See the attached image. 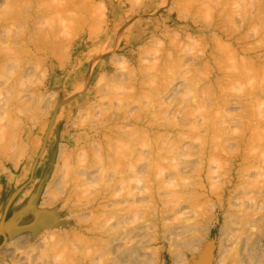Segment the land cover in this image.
Here are the masks:
<instances>
[{
    "label": "rangeland",
    "instance_id": "374dc122",
    "mask_svg": "<svg viewBox=\"0 0 264 264\" xmlns=\"http://www.w3.org/2000/svg\"><path fill=\"white\" fill-rule=\"evenodd\" d=\"M13 1L17 3H14ZM13 1L0 0V126H3L2 128L0 127V130L3 128L6 130L0 131L1 135L4 134L6 136L5 137L3 135L4 137L1 136L0 138V144H2L0 145V222L2 220V217H5L6 220L11 221L10 223L14 228L22 227L20 225L25 226L30 221L31 223L37 221L38 223L37 228L29 227L12 234L10 237H7V241L11 240L12 242L18 243L17 247L20 249L16 251L14 248V244L6 245L5 242L0 250V264H22V261H25L23 264H30L29 262L33 264H58V262L59 264H178L177 261H179L180 258H182V260H185V262L188 264H196L205 250L211 251L212 253L211 264H251L248 260H246L245 257H242V251H244V248H242L241 246L244 247L245 243L242 239L248 236L251 237V233H254L251 238H255L254 235L256 233V238H259V242L262 245L264 242V144H262L264 143V121H259L260 119L264 120V114H262V112L264 113V70L263 72H259V74L262 72L261 75L263 78L260 77L261 75L258 77H254V75L256 76V73L252 75V79L254 78V80H251L249 76L248 82L247 77L246 79L244 78L245 75L241 76V78L243 77L242 79L245 83L242 82V85L240 83L241 81L238 78V80L235 81H239V84L237 83V88L234 87L237 85L235 82L230 86L231 83H228L224 77L222 78L221 75H224L225 71L222 72L223 69L221 70L220 68H224L226 72L228 71V69L229 71L232 70V68V71H236V69L234 70V68H237L238 66H231L235 63V61L232 63L233 59L240 60L238 62L236 61L237 63H240L243 57L246 55L240 52L238 54L239 56L237 55L239 59L236 57H229V59L231 60L226 59V56L223 55L225 56L223 58L224 60L220 59V62V60L218 59V64H220L219 66H221L219 67V71L218 65L216 67V63L214 64V61H211L209 57H206V55L207 53L209 54L212 50L213 52L216 50V39L215 42L214 40H212V36L214 37L215 34V37H219H216L217 39H220L222 37L221 41L223 43L229 44L231 43V41H234V47L238 45V43H236V39L239 41L240 38L238 37L240 36L243 38V36L246 34L249 38L247 39V37L245 38L244 36V38L247 39L244 40L246 42H244L243 40L241 41V38L240 42L243 43L242 45L244 46V44H247L246 46H248V48H257V51L254 54V57L256 59L259 55H262V53H264V15L261 14H264V5L262 6V4H264V1L255 0V2L254 0H200L201 2L199 4L198 2L197 4H194V2L199 0H75V3L77 1L78 5L76 7L74 4L73 8H71L69 12V14H73L74 18L70 20L71 23L68 22V20L64 19L66 18V14L65 17H62L63 20H65V23L62 19H59V16H62L63 12L59 13V11H56L54 9L53 6L59 3H57L56 0ZM59 1L60 3L62 1L64 2V0ZM179 1L183 2H181L180 4ZM208 1L210 2V4ZM55 2L57 4H55ZM257 2L260 3L259 5L260 7L262 6L261 8L259 6V8L257 7ZM85 3H87V6L85 5ZM186 3H189L187 4L188 6H186ZM80 4L85 5V9L89 6V9L87 8V11L78 9ZM207 4H209L208 6H210L211 4L215 5L216 8H212L213 6L207 8ZM222 4H224V6ZM11 5L13 6L10 7ZM83 5H81L80 8H83ZM14 6L16 8H14ZM4 7H7V10ZM19 7L22 8L21 11L18 10L20 9ZM190 7H192L193 9ZM199 7H201L202 10L204 8L206 9L202 11ZM220 7L222 8V10ZM224 7L227 8V12L226 8L225 10L223 9ZM38 8L41 10H44L46 8L47 9L45 11H39ZM185 8L188 9L183 10ZM209 8L212 10H210ZM8 9H10V11ZM189 9L192 10V12ZM214 9L215 11L213 12ZM14 10L16 11L14 12ZM52 11H55V14ZM209 12H211V14ZM52 13L54 16L52 15ZM78 13H80V17H83L84 15V22L80 20ZM212 13L214 14V16ZM239 13H241L242 15H240ZM49 14L52 18L48 17L50 16ZM57 14L59 16H56ZM74 14L76 17H74ZM204 14H206V16ZM217 14H222L223 17L221 15V18L219 15L217 16ZM244 14H246L247 17H251V19L257 18V16L254 17L257 14L261 16H258L259 20L253 19L252 21L250 19L251 21L249 22V18L245 17L246 15ZM251 14L252 16L253 14L255 15L252 17ZM213 17L214 20L212 19ZM13 18L16 19L14 20ZM56 20H58L57 23ZM66 21L69 24H67ZM45 22H47L48 24ZM210 23L211 25H209ZM46 24L49 26H47ZM70 24H74L75 27L73 25L71 26ZM242 24L246 25H244L245 27H243V29ZM251 24H253V26L255 27H253ZM50 25L52 26V28ZM47 27L52 30L54 29L55 31H53L57 32L55 35H59L58 37L61 38L59 39L61 40L59 41V43L61 44L60 46H58V49H55L54 47V45H56L58 41L55 40L54 45H52V41V44H48L49 40H41L44 38H46L47 40L50 38L49 36L52 35V31H49V36L47 35V32L49 30ZM41 28L44 29L43 32L47 31L46 35L49 38L44 35L45 33L43 34ZM240 29H242V31ZM69 30H71V32H68ZM40 31L42 35H38L40 34ZM231 33H233L234 35L230 36ZM55 35L53 34L51 36L52 39ZM174 39H180L181 44L184 47H179V40H176L178 41L176 43ZM9 42H11L12 46H14L15 48L12 47L11 43ZM39 42L40 44H42L40 45ZM194 42L197 44L200 42V45H196L194 44ZM4 45L7 48H9L10 45V47L14 48V50H11L9 48V51L8 49H6V47H4ZM23 46L28 51L23 49ZM159 46L164 47V49L162 48V51L164 53L160 52L161 47ZM204 47H206V49H204ZM3 48H5L4 51ZM17 48L19 49L16 50ZM6 50H8L9 54L6 53ZM15 50L16 53L18 52L17 54H15ZM19 51H21V54H19ZM22 51H24V53ZM171 51H173V53ZM186 51L189 53H187ZM1 53L4 55H2ZM167 54L169 59L171 58V60H168ZM204 54L205 57L203 56ZM161 55L163 56V58ZM15 56H17V58ZM196 56L198 57V59ZM172 58L177 60H173ZM262 58L263 57H261V59ZM167 61H170L171 63H168ZM205 61L210 62L206 63ZM166 62L167 64H165ZM174 62L176 63V65L174 64ZM191 62L192 65L190 64ZM156 63H158V66ZM162 64L168 67L163 69L161 67ZM199 65L203 70L202 72L201 69H199ZM204 65H206V67L208 66V68L203 67ZM210 65L213 67L209 68ZM155 66L157 67V72ZM169 66L172 67L170 68ZM189 66L192 68H190ZM158 67L163 70H158ZM194 67L198 69H195ZM190 69L194 70V73ZM197 70L199 71V73ZM157 73L159 75L158 77H156L157 75L155 76V74ZM160 74H162V76ZM195 74L201 75H197V80H195V82L197 83L198 79L200 78L199 83H197L199 84V88H197V90H199L200 92L202 88V92L200 93H203V95L206 96L208 95L207 93L210 94L209 96H211L212 94L213 97H216L214 95H217V98L222 101L220 103V106H217L220 102V100L217 99L216 101L218 104H215L216 101H213L215 105L214 108L211 107L212 109H210V107H207L211 106L212 103H210V101L208 103L207 101L208 99H210L209 96L208 98L203 95L200 96V93L196 90L197 85L194 87L188 84V82H190V80L187 81L188 78L191 79L192 77L194 79V76H196ZM237 74H239L240 76V74L244 73L239 72ZM170 75L172 76V78ZM181 75L183 78L181 77ZM206 75L207 77L209 76V79L207 80ZM218 75L221 76L220 79H222L221 84L223 86L220 85L221 88H219L218 85L220 83L216 84V82L212 81L215 80V77H217ZM167 76L169 77L167 78ZM150 77H153L154 83L156 84L153 83V80H149ZM255 78H258L259 80H255ZM148 81H152L150 83H152L153 85L149 84ZM254 83H257L256 85L258 86L254 85ZM211 84L212 87L209 88ZM117 85H120V87L124 85V87L120 88V90L124 89V93L126 94L129 93L126 91H131L129 93L130 95L128 94L125 96L123 95V92H119L120 90H117L119 89L117 88ZM147 85L151 88L149 89L148 87L147 89ZM155 85L156 87L158 86L157 88L160 89V91H162H153ZM159 85H161V87ZM259 85H262V88H259ZM111 86L113 87L111 89H114V91L110 90ZM164 86L166 87L164 88ZM188 86L194 87L197 93H199L198 96L197 93L191 92L192 95L194 93V96H191V94L189 96L195 98V95L197 94L195 98L196 100L198 99V97H201V101L204 102L202 106H199L202 103L200 102V99L198 100V103L196 101V103L199 104L197 105L191 102L193 101L192 98L191 101H189V97H187V99H185L184 97L181 98L182 94L185 97L187 96V93L185 92V95L184 91ZM222 87L227 89L222 92V90H220L222 89ZM239 87H241L242 89L237 90L239 89ZM191 90L194 89L192 88ZM111 91H113L114 94H112L113 92L111 93ZM144 91L146 93H150L144 94ZM252 91L254 92V94L256 93L255 97L254 95L250 94V92L252 93ZM154 92H158L159 95L157 98V94H155ZM187 92L190 93V90L187 89ZM220 92L223 93V95ZM173 94L175 96H173ZM140 96L144 98L142 99V97ZM152 96L155 99L154 101ZM225 99L226 102H228L227 100H230V103L224 102L223 100ZM181 100H183V102L185 103L186 101H189V105L190 103L191 105L189 106L187 103L185 105V103L181 102ZM161 101L164 104H161ZM166 101H169L170 103L173 102L172 106H174V109L171 107L172 111L170 110V107H167V111L169 110V114L164 111L168 104ZM205 102H207L208 104H205ZM254 102L255 104L257 103V107L254 105ZM223 103L227 104H224L225 108L223 107ZM204 104L206 106H204ZM259 104L261 106H259ZM159 105H166L164 109L162 107V110L164 111L165 116L168 115V118L164 117V115H160L163 114V112L161 111V107ZM196 105L197 107L199 106L198 108L202 107L201 110H205L204 108L206 107L209 108L206 110H211L210 112L205 110L206 114L211 115L210 117L212 119L208 117L209 121L211 120L214 122H218V124L221 125L220 127L218 125V128H220V130L218 129V131H216L217 128L214 131L211 130V126L213 127L211 122V124L209 123L210 125H208L209 130L207 129V131L205 130L207 126L205 127L203 124L194 120L195 113L198 121L200 120V118H202V115H204L202 111L199 110L201 112L200 114L198 108H195ZM253 105L257 108V110H255L256 108L253 107ZM169 106L171 105L169 104ZM181 106L185 110L187 109L185 112L186 114L184 115H182L184 113L182 110L184 109L181 108ZM187 106L188 108H186ZM156 107L159 108L157 109ZM147 109H150V112ZM190 109L194 110V113H192L193 116L189 113L192 112L190 111ZM152 110L154 111V113H152ZM155 110H158L161 113H158V111ZM254 110L255 112L258 111V113H255ZM155 112H157L158 114ZM218 112H220L221 114ZM253 112L254 116H252ZM198 114H200L201 116L199 117ZM206 114V120L203 116L205 122L208 121V115ZM223 114H225L227 117H230L231 119L225 118V115L222 116ZM241 115L242 117L244 116L243 118H241L244 124L241 121L239 123L238 120L240 119L237 120V118H240ZM255 115L258 116L256 117ZM169 116L173 117L170 118ZM184 116H189L190 119L187 117L184 118ZM140 117H142L141 121ZM174 118L183 121L181 122L178 120L177 123L180 124L181 122L183 125H185V128H188L190 126L189 129L194 128L192 123L193 121H195L196 124H201L203 128L201 125H199L201 127H195L193 129L194 131L198 128V130L194 133H200L199 136L193 134V131L191 130L189 132L193 134L192 137L195 136L192 139L190 137L191 134L188 132V130L183 129L182 124L181 126L177 124L179 125V128H177V125H175L176 123L173 124ZM171 119V123L175 125V127L168 132H165V130L163 129L162 131H156V127L155 129L154 127H152V125H155V123V126H157V124L161 125L163 124V122H170ZM186 119L193 120L190 121V123H192V127L189 123V120L187 121ZM222 120L227 121H224V123L221 122ZM200 122H202V119L200 120ZM205 122L204 124L208 123ZM220 123L225 124V126ZM251 123L254 124L251 125ZM215 124L217 126V123ZM245 126L247 127V129ZM221 127H224V131L221 130ZM180 128L185 131H182ZM200 128H202V130ZM248 128H250V131L248 130ZM7 129L9 130L7 131ZM199 129L201 131H199ZM127 131H129L130 133ZM219 131H221L222 133ZM182 134L184 135L183 138L187 139V136L185 135H189L188 137H190L191 139H187L188 141L186 139L184 140L182 138ZM143 135L146 137H144ZM168 135H170L175 140H173L170 136L167 138ZM133 136L135 138L141 136V141L143 140V138H146V141L148 142L147 144L143 143V146H149V141L150 143L152 142L153 148L151 146L152 144H150V151L152 152V154L147 151L149 150L148 146L144 147V150H140L141 148L143 149V146L140 144L141 141L138 143V147L135 145L137 148L135 146L134 148L132 146L133 144H130L134 143L132 142L133 140H135ZM128 137L134 138L133 140L131 139L130 142L128 141L131 145V147L128 146L130 148L129 151L133 147L132 151L133 149H136L138 153L142 152V155H139L138 153L135 154L134 151L132 152L134 153V155L132 154V156H129L131 155L130 151L129 154L127 153L130 158L127 157L126 152L128 151V147H126L127 145H123V143H120L122 144V147L124 146V148L127 149H125L126 152H124L125 156L123 155L124 159L120 158L121 156L117 157L116 152L119 153V149H121L122 151V149L124 148H119L118 146L120 144L116 141L119 139L121 141L123 139L124 141H122L126 143V141L129 139ZM124 138H127L126 141ZM163 138L164 140L166 138L167 143L163 140ZM220 138H225V140H223L222 142V139ZM241 138H244V140H241ZM114 139V142L117 143V146L116 143H113L111 141ZM198 139H200L201 141ZM4 140H6V142H4ZM156 140L158 141L154 144L153 141L156 142ZM161 140L164 141L162 145L160 144L162 143ZM211 140L213 141V143ZM240 140L242 141V144H239L241 143ZM110 141L112 142V146L114 148L118 147V151L113 147L111 148ZM135 141L137 143V140ZM180 141L183 142L180 143V145H183L182 147H179ZM190 141H192L193 143ZM203 141H205V143ZM219 141H221V143ZM142 142H144V140ZM168 142H174V146L178 145L176 147L179 148L178 151H181L184 146V148L187 147V152L184 153V151L186 150L183 149V156L178 157L179 160L176 157L179 156L176 155L177 153L175 154V158L174 156H171L174 161L171 160V158L169 159V153L171 155L170 149L172 148V146L169 149L168 147L171 144H168ZM216 142H218V144H216ZM105 143H109L107 144V146H109L108 148ZM100 144H102L101 149ZM166 144L169 146L163 148L169 149L170 152L168 153L167 150V154L164 153L166 155L163 154V156H161L162 153L166 151L164 150L162 152L163 148L161 146H165ZM215 145H217V147ZM159 146L161 148H159ZM99 150H103L104 152L101 151V153L106 154L104 155L106 156V158L104 159L106 162H104V160L102 161L105 163V165L99 162L97 164L98 160L96 161V159H101V157H103ZM158 150L160 151V155ZM172 150H175L174 147L172 148ZM188 150L190 152H188ZM97 152L100 155L97 154ZM149 153L151 155H149ZM172 153L174 154L175 152L172 151ZM188 153L191 155L189 156ZM121 154L122 153H119V155ZM81 155L83 156V158L86 157V159H83L81 157V160ZM203 155L206 156L204 157ZM139 156H143L140 157L142 159H140ZM163 157L166 159H164ZM79 159L81 160V163ZM113 159H115V161ZM120 159L123 161H121ZM147 159L149 162L152 160V163H150H154V168L151 167L152 165H150ZM156 159L157 161L159 160L157 162L158 164L160 163L159 165L155 162ZM175 159H177V161H175ZM213 160H217V162L215 163ZM120 161L121 167H119ZM137 161L139 162L137 163ZM169 161L173 162L170 163ZM178 161H180L181 163H179ZM146 162H148L149 164ZM122 163L124 164L122 165ZM155 164H157V167L161 165V168H158L157 170ZM148 165L150 166V169ZM162 166H164V168ZM111 167H113V170ZM116 168L122 171H118ZM208 168H211L210 171ZM142 169H144L145 171ZM154 169L158 172L155 173ZM159 169H162L160 171H163L164 169V174L160 172ZM260 169L262 170L259 171ZM135 170L137 172H135ZM179 170L181 173L178 172ZM146 171L147 174L149 171L153 172L149 173L151 174L150 176H153L151 178L152 180L149 178L150 176L148 177L147 174L144 175ZM133 173L137 174L133 177ZM140 174L144 177L140 176ZM258 174L261 175V181L259 178H257L260 177L257 176ZM160 175H163L164 177L166 176L164 180L161 179ZM145 176L150 180H145ZM179 176L180 178H178ZM170 177L171 179L176 178L175 180H172L174 181V184H172L173 182L169 183L171 181ZM138 178L140 180H143L144 183L140 180L137 181ZM168 178L170 179L169 181L167 180ZM124 180H126L127 182ZM248 180L250 186L247 182ZM257 180H259L258 183ZM159 181H163V183H159ZM165 181H167L166 183L168 184V186L166 183H164ZM250 181H256L254 182L256 188L255 186L253 187L252 182ZM157 182L161 185L159 186ZM109 183H112V185L110 184L111 186H109ZM162 184L164 185V188H162ZM169 184H171L172 186H169ZM47 185L50 186V189L53 193L52 195H48L46 197L45 189ZM165 186H167V188ZM247 186L249 187L247 188ZM107 187L110 188V192ZM131 187L133 191H135V188V192L138 191L139 194H136V196H138H135L137 199L134 198V196L131 197L132 195L129 198L127 197V195L125 196V194L127 193V188L130 189ZM123 189H125L126 191H124ZM138 189H140V191ZM165 189H167L168 191H166ZM107 191L109 192L108 196ZM152 191L154 195L150 193ZM103 195L106 198L102 200ZM149 199L153 202H150ZM19 202H21V209H19L17 206ZM31 202L32 204L35 203V206L37 208L46 212V216L43 215L44 217H41L39 214L35 213V210L32 211V209L28 212H24L25 208L29 206ZM133 202L138 204L140 203L139 206L138 204L136 205L137 207H139L140 212L143 211L142 214L137 212L140 218H138L137 220V216L135 223L133 222L134 219L131 220L133 217L130 216L131 218H127V216H129V212L127 211L130 210L129 208L131 205L134 206L135 204ZM141 203H146V205L148 204L151 208H148L145 205V210L143 209V206H140L142 205ZM113 205L115 206V208L112 207ZM136 205L134 206L135 208ZM6 208H8V211L7 214L6 212L4 214V210ZM111 208L113 211L110 210ZM132 208L131 210L133 211L134 209ZM147 210L150 211L148 212ZM132 211H130L131 214L133 213ZM114 214H117V217ZM120 214L128 215H122V217ZM143 214H147L146 217H143ZM38 217L43 220H37ZM124 217L126 218L127 223L125 222ZM165 218L167 219V222L169 221L168 224L170 226L178 224L183 225V233L178 234V236H176L177 233L175 234L174 231H171L173 232L171 233L170 230L172 227L168 225L170 227L168 228V226L166 227L164 225V223H166ZM205 219L208 221L210 219L211 220L208 223H205ZM51 220L52 224L46 226L47 222ZM130 220L134 223V225L142 226L141 233H139L140 236L138 235L139 237L136 236L137 238H131V241H135L134 243L133 241L132 243H126L125 240H122L124 241V244L123 242H121L114 245V243L111 242L112 239L117 235L121 237L125 233L124 230L125 228H127V226L128 228L129 226H133ZM163 221L165 222L162 223ZM126 224L128 225L126 226ZM259 225L262 226L258 228ZM222 226H224V228H228H226L225 230V236L224 234H221ZM202 228H205V230H203ZM167 232H170L169 236ZM228 233L231 236L230 239L232 238L231 240H227V237H229ZM52 234L54 235L52 236ZM149 234L152 235L150 236ZM21 235H23L24 238H18ZM261 235L263 236L260 238L259 236ZM169 237L171 238V240L173 237L175 238H173V240L171 241ZM192 237H194L193 240ZM196 237L197 239H201L200 242L199 240H196ZM219 237L224 239L222 240V246L219 243ZM239 237H242L241 240ZM51 238L52 240H57H53L55 246L52 244ZM261 239L262 241H260ZM59 240L61 242L63 240V243L60 247L57 246L60 242ZM236 241L241 242L239 244H236ZM2 242L3 236L0 232V244ZM130 243L134 245L133 249V245L131 246ZM192 243H194V245ZM33 244L36 245L34 246ZM44 244H46L47 246L45 247ZM120 244L121 247L119 246ZM125 244L126 246L129 245V248L126 247ZM31 245L33 247L32 249L30 247ZM123 245L125 246L124 248H126L125 250L129 252V254L128 252L127 254H125L126 251L125 253H122L124 251V248L122 249ZM238 245H240V247ZM56 246L59 247V249H57ZM62 247L64 251L62 250ZM21 248H23V251L25 250L23 254L26 253L27 250L29 255H31L30 253H34L33 255H35L36 257L31 255L29 258L32 261H30V259L27 258L29 255L24 254L20 256L22 253ZM54 248H56V251L53 250ZM130 249L132 250L131 253ZM31 250L33 252H31ZM43 250H48V252L43 253L45 252ZM51 250L54 253H52ZM223 250H225V252H222ZM34 251L37 253H35ZM41 251H43V259L41 257ZM237 251L238 253L242 254L241 257L243 260L237 255ZM177 253H181L182 255H179ZM178 255L180 256V258ZM176 256H178V259ZM220 256L223 258H221ZM38 258L40 259L38 260ZM237 258L241 260H238ZM180 264H182V261L180 262Z\"/></svg>",
    "mask_w": 264,
    "mask_h": 264
},
{
    "label": "bare ground",
    "instance_id": "6f19581e",
    "mask_svg": "<svg viewBox=\"0 0 264 264\" xmlns=\"http://www.w3.org/2000/svg\"><path fill=\"white\" fill-rule=\"evenodd\" d=\"M6 1H7V0H6ZM12 1H13V0H12ZM18 1H19V0H18ZM26 1H30V0H26ZM26 1H25V2H26ZM40 1H41V0H40ZM50 1H51V0H50ZM61 1H62V0H61ZM87 1H89V0H87ZM189 1H193V0H189ZM194 1H195V0H194ZM202 1H203V0H202ZM206 1H207V0H206ZM220 1H221V0H220ZM234 1H235V0H234ZM254 1H255V0H254ZM254 1H253V2H254ZM262 1H264V0H262ZM9 2H10V1H9ZM13 2H14V1H13ZM20 2H22V1H20ZM23 2H24V1H23ZM56 2H57V3L59 2V3L57 4ZM56 2H55V4H57V5L53 6L54 9H55L56 11H59V13H62V12H63V15H62V16L60 15L61 17H60L58 14H57L56 16H59V19H62V20H63L62 17H63V16L65 17V14H66V18H64V19H66V20H68V22H70V20L73 18V14L71 15V14H69V12H70L71 8H73L74 4H75V6L77 7V5H78V4H77V1H76V3H75V0H64V2L62 1V2L60 3L59 0H58V1L56 0ZM179 2H180V4H181V2H183V1H179ZM179 2H178V3H179ZM185 2H186V1H185ZM197 2H198V4H199L201 1H200V0H199V1H196V2H194V4H195V3L197 4ZM208 2H209V1H208ZM212 2H213V1H212ZM215 2H216V1H215ZM228 2H229V1H228ZM231 2H232V1H231ZM238 2H239V1H238ZM238 2H237V3H238ZM241 2H242V1H241ZM255 2H256V1H255ZM10 3H11V2H10ZM14 3H17V2H14ZM26 3H27V2H26ZM28 3H29V2H28ZM44 3H45V2H44ZM47 3H48V2H47ZM81 3H82V2H81ZM87 3H88V2H87ZM87 3H85V5H86ZM249 3H250V2H249ZM257 3H258L257 7H258V6L260 7V5H259L260 3H259V2H257ZM40 4H41V3H40ZM182 4H184V3H182ZM187 4H189V3H186V6H188ZM201 4H202V3H201ZM209 4H210V2H209ZM209 4H207V8H208V7H211V6H213L212 8L215 7V5H212V4H211L210 6H208ZM251 4H253V3H251ZM261 4H262V3H261ZM6 5H7V4H6ZM8 5H10V4H8ZM13 5H14V4H13ZM13 5H11L10 7H12ZM17 5H20V4H17ZM23 5H24V3H23ZM25 5H26V4H25ZM32 5H33V3H32ZM43 5H44V4H43ZM43 5H41V6H43ZM46 5H48V4H46ZM81 5H83V4H80V6H81ZM85 5L82 6L83 8H80V6H79L78 9H80V10L83 9L82 11H87V8H88L89 6L86 7V9H85V7H84ZM88 5H89V4H88ZM192 5H193V3H192ZM192 5H191V6H192ZM220 5H221V3H220ZM222 5L224 6V4H222ZM232 5H233V4H232ZM263 5H264V4H262V6H263ZM86 6H87V5H86ZM202 6H203V5H202ZM255 6H256V5H255ZM262 6H261V7H262ZM30 7H31V6H30ZM45 7H46V6H45ZM179 7H180V6H179ZM194 7H195V6H194ZM221 7H222V6H221ZM221 7H220V8H221ZM229 7H230V6H229ZM259 7H258V8H259ZM261 7H260V8H261ZM4 8H5V7H4ZM8 8H9V6H8ZM14 8H16V7L14 6ZM19 8H20V7H19ZM36 8H37V7H36ZM42 8H43V7H42ZM190 8H192V7H190ZM199 8H201V7H199ZM199 8H198V9H199ZM203 8H204V7H203ZM215 8H216V7H215ZM217 8H218V7H217ZM225 8H226V7H224L223 9L225 10ZM5 9L7 10V7H6ZM5 9H4V10H5ZM21 9H22V8H20V9H18V10L21 11ZM38 9H39V8H38ZM38 9H37V10H38ZM46 9H47V8H46ZM46 9H44V10L42 9V10L45 11ZM88 9H89V8H88ZM187 9H188V8H187ZM187 9L185 8V9H183V10H187ZM192 9H193V8H192ZM198 9H197V10H198ZM205 9H206V8H204V9L202 10V8H201L202 11H204ZM209 9H210V8H209ZM6 10H5V11H6ZM8 10L10 11V9H8ZM16 10H17V9H16ZM16 10H14V12H15ZM18 10H17V11H18ZM42 10L39 9V11H42ZM72 10H74V9H72ZM180 10H181V8H180ZM189 10H190V9H189ZM199 10H200V9H199ZM207 10H208V9H207ZM210 10H212V9H210ZM218 10H219V9H218ZM221 10H222V8H221ZM231 10H232V9H231ZM258 10H260V9H258ZM261 10H262V9H261ZM263 10H264V7H263ZM48 11H49V10H48ZM60 11H61V12H60ZM88 11H89V10H88ZM190 11L192 12V10H190ZM208 11H209V10H208ZM214 11H215V9L213 10V12H214ZM227 11H228V10H227V8H226V12H227ZM232 11H233V10H232ZM7 12H8V11H7ZM7 12H6V13H7ZM35 12H36V11H35ZM35 12H34V13H35ZM52 12L55 14V11H52ZM64 12H65V13H64ZM217 12H218V11H217ZM217 12H216V13H217ZM226 12H225V13H226ZM233 12H234V11H233ZM239 12H240V10H239ZM37 13H39V12H37ZM41 13H42V12H41ZM41 13H40V14H41ZM53 13H52V15H53ZM56 13H57V12H56ZM100 13H101V12H100ZM189 13H190V12H189ZM203 13H205V12H203ZM206 13H207V12H206ZM209 13L211 14V12H209ZM216 13H215V14H216ZM221 13H222V12H221ZM223 13H224V12H223ZM230 13H231V12H230ZM246 13H247V12H246ZM256 13H257V12H256ZM18 14H20V13H18ZM18 14H17V17H18ZM25 14H27V13H25ZM45 14H46V13H45ZM76 14H77V13H76ZM181 14H182V13H181ZM207 14H208V13H207ZM212 14H213V13H212ZM239 14L242 15L241 13H239ZM0 15H1V14H0ZM4 15H5V12H4ZM15 15H16V14H15ZM47 15H48V14H47ZM47 15H46V16H47ZM49 15H50V14H49ZM79 15H80V13H78V16H79ZM202 15H203V14H202ZM204 15L206 16V14H204ZM218 15H219V14H217V16H218ZM221 15H222V14H220L219 16L221 17ZM232 15H234V14H232ZM232 15H231V16H232ZM244 15H246V14H244ZM254 15H255V14H253V16H254ZM261 15H264V14H261ZM261 15H260V16H261ZM7 16H8V15H7ZM7 16H6V17H7ZM38 16H39V14H38ZM40 16H42V15H40ZM53 16H54V15H53ZM56 16H55V17H56ZM96 16H97V15H96ZM213 16H214V14H213ZM215 16H216V15H215ZM251 16H252V14H251ZM253 16H252V17H253ZM256 16H257V18H255V19H258V20H259V17H260V16L257 14V15H255L254 17H256ZM258 16H259V17H258ZM20 17H21V16H20ZM25 17H26V16H25ZM44 17H45V16H44ZM48 17H51V15L48 16ZM55 17H54V18H55ZM74 17H76L75 14H74ZM79 17H80V16H79ZM81 17H82V16H81ZM81 17H80V20L83 21V19H84V18H83L84 15H83L82 19H81ZM99 17H100V16H99ZM222 17H223V15H222ZM222 17H221V18H222ZM242 17H243V16H242ZM245 17H247V15H246ZM262 17H263V16H262ZM11 18H12V17H11ZM11 18H10V19H11ZM23 18H24V17H23ZM23 18H22V19H23ZM32 18H33V17H32ZM51 18H52V17H51ZM77 18H78V17H77ZM77 18H76V19H77ZM100 18H101V17H100ZM231 18H232V17H231ZM247 18H249V19H248L249 22H250L251 20L253 21V19H254V18L251 19V17H247ZM247 18H246V21H247ZM1 19H3V18H1ZM13 19H14V18H13ZM15 19H16V18H15ZM15 19H14V20H15ZM30 19H31V18H30ZM55 19H56V18H55ZM55 19H54V20H55ZM73 19H74V18H73ZM78 19H79V18H78ZM102 19H103V18H102ZM205 19H206V18H205ZM212 19L214 20V17H213ZM250 19H251V20H250ZM255 19H254V20H255ZM261 19H262V18H261ZM263 19H264V18H263ZM11 20H12V19H11ZM18 20H19V18H18ZM23 20H24V19H23ZM48 20H49V19H48ZM99 20H100V19H99ZM3 21H4V20H3ZM25 21H26V20H25ZM49 21H50V20H49ZM57 21H58V20H56V23H57ZM64 21H65V20H63V22H64ZM73 21H74V20H73ZM101 21H102V20H101ZM244 21H245V19H244ZM244 21H243V22H244ZM261 21H263V20H261ZM1 22H2V21H1ZM50 22H51V21H50ZM50 22H49V24H50ZM61 22H62V21H61ZM61 22H60V23H61ZM66 22H67V21H66ZM68 22H67V24H69ZM75 22H77V21H75ZM83 22H84V21H83ZM45 23H47V22H45ZM56 23H55V24H56ZM58 23H59V22H58ZM64 23H65V22H64ZM70 23H71V22H70ZM212 23H213V22H212ZM244 23H245V22H244ZM247 23H248V22H247ZM251 23H252V22H251ZM256 23H257V22H256ZM2 24H3V23H2ZM47 24H48V23H47ZM47 24H46V25H47ZM67 24H66V26H67ZM74 24H75V23H74ZM74 24H72V25L75 27ZM39 25H40V24H39ZM41 25H42V24H41ZM52 25H53V24H52ZM58 25H59V24H58ZM70 25H71V24H70ZM72 25H71V26H72ZM209 25H211V23H210ZM242 25H243V24H242ZM244 25H245V24H244ZM244 25L242 26V29H243V27L246 26V25H245V26H244ZM251 25L253 26V24H251ZM47 26H49V25H47ZM50 26H51V25H50ZM71 26H70V27H71ZM79 26H80V25H79ZM85 26H86V25H85ZM252 26H251V27H252ZM42 27H43V26H42ZM70 27H69V28H70ZM240 27H241V26H240ZM253 27H255V26H253ZM47 28H48V27H47ZM51 28H52V26H51ZM54 28H55V27H54ZM72 28H73V27H72ZM246 28H247V27H246ZM41 29H42V28H41ZM48 29H49V28H48ZM56 29H57V27H56ZM242 29H240V30L242 31ZM5 30H6V29H5ZM43 30H44V29H42V32H43ZM53 30H54V29H53ZM53 30H52V29H49L48 32H49V31H52L51 34H52V35H53V34L55 35L57 32H54L55 30H54V31H53ZM58 30H59V29H58ZM224 30H225V29H224ZM252 30H253V28H252ZM252 30H251V32H252ZM237 31H238V30H237ZM241 31H239V32H241ZM256 31H257V30H256ZM46 32H47V31H44L43 34L45 33L44 35H46ZM48 32H47V35L50 34V32H49V33H48ZM58 32H59V31H58ZM68 32H71V30H69ZM256 33H257V32H256ZM7 34H8V32H7ZM213 34H214V33H213ZM213 34H211V35H213ZM225 34H226V33H225ZM236 34H237V33H236ZM236 34H235V35H236ZM253 34H254V33H253ZM33 35H34V34H33ZM38 35H42V34H41V31H40V34H38ZM47 35H46V36H47ZM52 35H50V36L48 35L50 38L47 36V38H49V39H47V40H46V38L41 39V40H42V41H44V40H45V41H48V40H49V41H48L49 43H48V42H46V43H48V44H52V42H53L52 45H54L55 40L58 41V42H57L58 45H57V43H56V45H54L55 49H58V46H60V44H61V43H59V41H61V40H59V39H61V38H59V37H58L59 35L57 34L58 36L55 35V36H53V39H52V37H51ZM215 35H216V34H215ZM215 35H214V37L212 36V40H214V42H215V39H216V42H217V45L215 44V45H216V50H215L214 52H213V50H212L209 54L207 53L206 57H207V58L209 57L211 61H214V64L216 63V67H217V65H218V71H219V67H221V66H219L220 64H218V63H219V60H220V59L224 60L223 58H224L225 56H226V57H225L226 59H229V57H230V58H235V57L238 58L237 55H238L240 52H242V53H244V54L246 55V56H244L245 58L243 57V59L241 60L240 63H237V62L240 61V60H236V59L234 60V59H233L232 63H233L234 61H235V63H234L233 65H231V66H235V67L238 66L237 68H234V70L236 69V71H232L233 68H232V70L229 71V69H228L229 67H228V68H227L228 71L226 72V70H224V68H222V67L220 68L221 70L223 69L222 72H223V71L226 72V73L224 72V75H221V76H222V78L224 77L228 83H231L230 86L232 85V83H234L236 80H238V78H239V80L241 81L240 83L242 84V82H243V79H242V78H243V77L241 78V76H244V75H245L244 78L246 79V77H247V82H248V78H249V76H250L251 80H254V78L252 79V75H254V74H256V73L259 74L260 71L263 72V70H264V53H262L263 56H262V55H259V56L257 57V59H256V58L254 57V54H255V52L257 51V48H255V47H253V48H252V47H249V48H250V49H249L248 46H246L247 44H246V45L244 44V46H243V45H242L243 43L240 42V39H241L242 37H240V36L238 37V36H237V37L240 38V39H239V41L236 39V43H238V45H237L236 47H234V41H231V43H229V44H227V43H223V42L221 41L222 37H221L220 39H217V38H219V37L216 36V37H217V38H216ZM232 35H234V34L231 33L230 36H232ZM248 35H249V34H248ZM255 35H256V34H255ZM46 36H45V37H46ZM244 36H245V38L247 37V39L249 38L246 34H245ZM244 36H243V38H244ZM34 37H35V36H34ZM41 37H42V36H41ZM41 37H40V38H41ZM57 37H58V39H57ZM237 37H236V38H237ZM21 38H22V37H21ZM194 38H195V37H194ZM213 38H214V39H213ZM229 38H232V37H229ZM243 38L241 39V41H242V40H243V41H244V40H247V39H245V38L243 39ZM38 39H39V38H38ZM50 39H51V40H50ZM35 40H36V38H35ZM172 40H173V39H172ZM174 40H175L176 43L178 42V41H176V40H179V42H180V46H179V47H181V48L184 47V46H182L180 39H174ZM15 41H16V40H15ZM29 41H30V40H29ZM38 41H39V40H38ZM38 41H37V42H38ZM42 41H40V42H42ZM51 41H52V42H51ZM190 41H191V40H190ZM193 41H194V39H193ZM196 41H197V40H196ZM199 41H200V40H199ZM21 42H22V41H21ZM32 42H33V41H32ZM40 42H39V44H40ZM50 42H51V43H50ZM205 42H206V41H205ZM244 42H246V41H244ZM9 43H11V42H9ZM22 43H23V42H22ZM35 43H36V42H35ZM35 43H34V44H35ZM191 43H192V42H191ZM199 43H200V42H199ZM199 43H198V44H199ZM15 44H16V43H15ZM20 44H21V43H20ZM41 44H42V43H41ZM41 44H40V45H41ZM184 44H185V43H184ZM188 44H189V43H188ZM192 44H193V43H192ZM194 44L198 45V44L195 43V42H194ZM13 45H14V44H13ZM16 45H17V44H16ZM37 45H38V44H37ZM168 45H169V44H168ZM175 45H176V44H175ZM178 45H179V43H178ZM178 45H177V46H178ZM199 45H200V44H199ZM11 46H12V43H11ZM17 46H19V45H17ZM162 46H163V45H162ZM162 46H159V47H161V49H160L161 51L159 50L160 52H163L162 50L164 49V47H162ZM164 46H165V44H164ZM171 46H172V45H171ZM0 47H1V46H0ZM4 47H6V46L4 45ZM12 47H14V46H12ZM12 47H10V45H9V48H10L11 50H14L15 47H14V48H12ZM19 47H20V46H19ZM35 47H36V46H35ZM173 47H174V46H173ZM173 47H171V48H173ZM9 48L6 47V49H8V50L10 51ZM22 48L25 49L24 46H23ZM52 48H53V46H52ZM162 48H163V49H162ZM175 48H176V47H175ZM175 48H174V49H175ZM254 48H255V49H254ZM4 49H5V48H3V51H4ZM18 49H19V48H17L16 50H18ZM23 49H22V50H23ZM184 49H185V48H184ZM204 49H206V47H204ZM8 50H6V53H8ZM16 50L14 51L15 54L18 53V52L16 53ZM25 50L28 51L27 49H25ZM25 50H24V51H25ZM157 50H158V49H157ZM169 50H170V49H169ZM169 50H168V51H169ZM179 50H180V49H179ZM3 51H1V52H3ZM24 51H22V52L24 53ZM164 51H165V50H164ZM184 51H185V50H184ZM189 51H192V50H189ZM203 51H204V50H203ZM156 52H157V51H156ZM171 52L173 53V51H171ZM186 52H187V51H186ZM205 52H206V51H205ZM4 53H5V52H4ZM12 53H13V52H12ZM12 53H11V54H12ZM26 53H28V52H26ZM29 53H30V52H29ZM163 53H164V52H163ZM168 53H169V52H168ZM187 53H189V52H187ZM1 54H2V53H1ZM8 54H9V53H8ZM13 54H14V53H13ZM19 54H21V51H19ZM160 54H161V53H160ZM2 55H4V54H2ZM5 55H6V54H5ZM27 55H28V54H27ZM171 55H172V54H171ZM171 55H169V56H171ZM195 55H196V54H195ZM223 55H225V56H223ZM17 56H18V55H17ZM17 56H15V57L17 58ZM161 56H162V55H161ZM203 56L205 57V54H204ZM222 56H223V57H222ZM238 56H239V55H238ZM157 57H158V56H157ZM167 57H168V54H167ZM196 57H197V56H196ZM221 57H222V58H221ZM227 57H228V58H227ZM261 57H263V58L261 59ZM3 58H4V56H3ZM162 58H163V56H162ZM177 58H178V56H177ZM18 59H19V58H18ZM172 59H173V58H172ZM180 59H181V58H180ZM180 59H179V60H180ZM191 59H192V58H191ZM197 59H198V57H197ZM197 59H196V60H197ZM200 59H201V58H200ZM218 59H219V60H218ZM238 59H239V58H238ZM168 60H171V58L169 59V57H168ZM173 60H177V59H173ZM229 60H231V59H229ZM229 60H228V61H229ZM198 61H199V60H198ZM236 61H237V62H236ZM164 62H165V61H164ZM164 62H163V63H164ZM167 62L169 63L170 61H167ZM167 62H166L165 64H167ZM205 62H206V61H205ZM208 62H210V61H207L206 63H208ZM220 62H221V60H220ZM222 62H223V61H222ZM170 63H171V62H170ZM176 63H177V61H176ZM176 63L174 62L175 65H176ZM195 63H196V62H195ZM206 63H205V64H206ZM232 63H231V64H232ZM236 63H237V64H236ZM153 64H154V63H153ZM156 64H157V66H158V63H156ZM190 64L192 65V62H191ZM193 64H194V63H193ZM222 64H223V63H222ZM163 65H164V64H162V66H161L163 69L168 67V66H165V65L163 66ZM168 65H169V64H168ZM172 65H173V64H172ZM177 65H178V63H177ZM179 65H180V63H179ZM191 65H190V66H191ZM194 65H195V64H194ZM200 65H202V64H200ZM200 65H199V69H201V68H200V67H201ZM223 65H224V64H223ZM181 66H182V64H181ZM190 66H189V67H190ZM155 67H156V66H155ZM159 67H160V66H159ZM159 67H158V70L161 68V67H160V68H159ZM169 67H170V66H169ZM171 67H172V66H171ZM171 67H170V68H171ZM175 67H176V66H175ZM197 67H198V65H197ZM203 67L208 68V66L206 67V65H204ZM211 67H213V66L210 65L209 68H211ZM153 68H154V67H153ZM176 68H178V67H176ZM190 68H192V67H190ZM194 68H195V69H198V68H196V67H194ZM239 68H240V69H239ZM3 69H4V68H3ZM163 69H160V70H163ZM178 69H179V68H178ZM203 69H204V68H203ZM230 69H231V68H230ZM237 69H238V72H237ZM170 70H171V69H170ZM170 70H169V71H170ZM180 70H181V69H180ZM182 70H183V69H182ZM190 70L194 73V70H192V69H190ZM209 70H210V69H209ZM212 70H213V68H212ZM221 70H220V71H221ZM164 71H165V70H164ZM172 71H173V69H172ZM175 71H176V70H175ZM191 71H190V72H191ZM197 71H198V70H197ZM202 71H203V70L201 69V72H202ZM204 71H205V70H204ZM154 72H155V71H154ZM156 72H157V67H156ZM161 72H163V71H161ZM201 72H200V74H201ZM207 72H208V70H207ZM207 72H204V73H207ZM212 72H213V71H212ZM222 72H221V73H222ZM239 72H240V73L242 72V73H244V74H240V76H239V74H237V73H239ZM262 72H261V73H262ZM181 73H182V72H181ZM181 73H180V74H181ZM198 73H199V71H198ZM219 73H220V72H219ZM261 73H260L259 75L256 74V76L254 75V77H258V76H260ZM176 74H177V73H176ZM200 74H197V75H200ZM217 74H218V73H217ZM148 75H149V73H148ZM156 75H157V76H156ZM160 75L162 76V74H160ZM177 75H178V74H177ZM195 75H196V74H195ZM197 75H196V76L193 75V76H194V79L191 77V79L188 78V80H187V81L190 80V82H188V84H190L191 86H194V87H195V86L197 85V86H196V90H197V88H199V87H198L199 84H197V83H199V81H200V80H199L200 78H199V79H198V82H197V83L195 82V80H197V79H196V78H197ZM208 75H209V74H208ZM155 76L158 77V76H159L158 73L155 74ZM155 76H154V77H155ZM170 76H171V75H170ZM173 76H174V75H173ZM183 76H184V73H183ZM185 76H187V75H185ZM200 76H201V75H200ZM202 76H203V73H202ZM209 76H210V75H209ZM209 76H208V77H209ZM221 76L218 75L217 77H215V80H212V81L216 82V84L220 83V84H218V85H219V88H221L220 85H222V84H221L222 79H220ZM142 77H143V76H142ZM168 77H169V76H167V78H168ZM176 77H177V76H176ZM181 77H182V75H181ZM204 77H205V76H204ZM206 77H207V75H206ZM208 77L206 78V80L209 79ZM260 77L263 78L264 76L262 77V75H261ZM148 78H149V77H148ZM165 78H166V77H165ZM167 78H166V79H167ZM171 78H172V76H171ZM174 78H175V77H174ZM182 78H183V77H182ZM185 78H186V77H185ZM144 79H146V78H144ZM186 79H187V78H186ZM201 79H202V78H201ZM263 79H264V78H263ZM149 80H153V83H154V79H153V77H152V78L150 77ZM155 80H156V79H155ZM172 80H173V79H172ZM255 80H259V79H258V78H257V79L255 78ZM157 81H158V79H157ZM162 81H163V78H162ZM169 81H170V80H169ZM173 81H174V80H173ZM130 82H132V81H130ZM148 82H149V84L153 85L152 83H150V82H152V81H148ZM167 82H168V81H167ZM194 82H195V83H194ZM157 83H158V82H157ZM172 83H173V82H172ZM191 83H192V84H191ZM193 83H194V84H193ZM222 83H223V82H222ZM228 83H226V84H228ZM235 83H236V84H237V83L239 84V81H237V82H235ZM243 83H245V82H243ZM259 83H260V82H259ZM259 83H258V84H259ZM132 84H133V83H132ZM142 84H143V83H142ZM147 84H148V83H147ZM154 84H156V83H154ZM160 84H161V83H160ZM170 84H171V82H170ZM200 84H201V83H200ZM238 84H237L236 86H234V84H233V86H234V87H237ZM241 84H240V85H241ZM256 84H257V83H256ZM256 84L254 83V85H256ZM262 84H263V83H262ZM163 85H164V84H163ZM190 85H189V86H190ZM240 85H239V86H240ZM242 85H243V84H242ZM252 85H253V84H252ZM142 86H143V85H142ZM144 86H145V85H144ZM159 86L161 87V85H159ZM189 86L187 87V89L190 90V93L187 92V89H186V90L184 91V93L186 92V93H187V96L185 97V96H183V94H182V95H181V98L184 97L185 99H187V97H189V98H188V99H190L189 101H191V98H192L193 101H191V102H192L193 104H197L199 99H200V102H202V101H201V100H202L201 97H200V98L198 97L197 100L195 99L196 96H197V94H198V96H199V93L202 92V88H201V91H200V92H199V90H197V91L199 92V93H197V91L195 90L194 87H189ZM222 86H223V85H222ZM256 86H258V85H256ZM261 86H262V85H261ZM261 86L259 85V88H262ZM123 87H124V85H122L121 87H120V85H117V88H119V89H117V90L119 91L120 88H123ZM125 87H126V86H125ZM132 87H133V86H132ZM148 87H149V89L151 88L150 86L147 85V89H148ZM157 87H158V86H157ZM157 87H156V85H155L153 91L161 92L162 90L160 91V89H158ZM165 87H166V86H164V88H165ZM207 87H208V85H207ZM211 87H212V84H211V86H210L209 88H211ZM227 87H228V86H227ZM111 88H113L112 86L110 87V90H113V91H114V89H111ZM144 88H146V87H144ZM162 88H163V86H162ZM192 88H193L194 90H191ZM237 88H238V87H237ZM155 89H157V90H155ZM223 89H224V90H223ZM225 89H227V88L222 87V89H220V90H222V92H223V91H225ZM230 89H234V88H230ZM241 89H242V88L239 87V89H237V90H241ZM253 89H255V88H253ZM115 90H116V89H115ZM117 90H116V91H117ZM126 90H127V89H126ZM163 90H164V89H163ZM214 90H215V88H214ZM263 90H264V89H263ZM113 91H111V93H112ZM142 91H143V90H142ZM153 91H152V93H153ZM195 91H196V92H195ZM226 91H227V90H226ZM119 92H123V93H124V89H123V90H120ZM126 92H129V93H130L131 91H126ZM144 92H145V91H144ZM158 92H156V93L154 92L155 94H157V96L155 95L156 98H157L158 95H159ZM191 92L197 93V94L195 95V98L191 97V96H194V93H193V95H192ZM205 92H206V91H205ZM208 92H210V91H208ZM212 92H213V91H212ZM228 92H230V91H228ZM115 93H116V92H115ZM123 93H122V94H123ZM129 93H127V94L124 93L123 95L126 96V95H128ZM147 93H148V92H147ZM147 93L145 92L144 94H147ZM149 93H150V92H149ZM149 93H148V94H149ZM173 93H174V92H173ZM186 93H185V95H186ZM188 93H189V94H188ZM213 93H214V92H213ZM220 93H221V92H220ZM220 93H219V94H220ZM257 93H258V92H257ZM112 94H114V92H113ZM190 94H191V96H189ZM204 94H206V93H204ZM207 94H208V95L206 96V95H203V93H202V94L200 93V96L203 95V96H206V98H208V96H209L210 94H209V93H207ZM221 94L223 95V93H221ZM232 94H233V93H232ZM250 94L254 95V97H255V94H256V93L254 94V92L252 91V93L250 92ZM117 95H118V94H117ZM129 95H130V94H129ZM135 95H137V94H135ZM135 95H134V96H135ZM151 95H154V94H151ZM175 95H176V93H175ZM175 95L173 94V96H175ZM222 95H221V96H222ZM138 96H139V95H138ZM142 96H143V93H142ZM142 96H140V97H142ZM147 96H150V95H147ZM214 96H216V97H213L212 94H211V96H209L210 99H208V100L206 99V100L208 101V103H209V101H210V103L212 102V103H211V106H207V107H210V109H212L211 107L214 108V106H215V105H214V102H215L217 99H219V98H217V95H214ZM218 96H220V95H218ZM225 96H227V95H225ZM114 97H115V95H114ZM136 97H137V96H136ZM145 97H146V96H145ZM152 97H153V96H152ZM256 97H257V95H256ZM143 98H144V97H142V99H143ZM160 98H161V97H160ZM160 98H158V99H160ZM204 98H205V97H204ZM112 99H113V98H112ZM194 99H195V100H194ZM151 100H152V99H151ZM154 100H155V99H154V97H153V101H154ZM206 100H203V101H206ZM219 100H220V99H219ZM219 100H218V101H219ZM153 101H152V102H153ZM159 101H160V100H159ZM189 101H188V102L186 101V103H187L188 105H189ZM196 101H197V103H196ZM213 101H214V102H213ZM223 101L226 102V99L223 100ZM227 101L230 103V100H227ZM258 101H259V100H258ZM166 102H167V101H166ZM181 102H183V100H181ZM221 102H222V101L220 100L219 105H217V106H220V103H221ZM228 102H226V103H228ZM256 102H257V101H256ZM150 103H151V102H150ZM150 103H149V104H150ZM158 103H160V102H158ZM167 103H168L167 106H166V105H164V106L159 105V106L161 107V108H160L161 111L163 112V114H160V115H162V116L164 115V111H166V113H168L169 110L167 111V109H168L167 107H170V110H171V111H172V108L174 107V106H172V103H173V102L170 103V102L168 101ZM183 103H185V102H183ZM186 103H185V105H186ZM203 103H204V102H202L200 105H199V104H197V105L202 106ZM208 103L205 102V104H208ZM216 103H217V101L215 102V104H216ZM226 103H223V105L226 104ZM258 103H259V102H258ZM161 104H164V103H162V101H161ZM169 104H170L171 106H169ZM205 104H204V106H206ZM217 104H218V103H217ZM150 105H151V104H150ZM153 105H154V104H153ZM153 105H152V106H153ZM190 105H191V103H190ZM190 105H189V106H190ZM197 105H196V107L194 106L196 109L199 107V106L197 107ZM226 105H227V104H226ZM229 105H230V104H229ZM254 105L257 107V103L255 104V102H254ZM254 105H253V107H255ZM165 106H166V108H165ZM259 106H261V105L259 104ZM146 107H147V106H146ZM150 107H151V106H150ZM162 107H163V109L165 108L164 111L162 110ZM171 107H172V108H171ZM207 107L204 108V109H205V110H206V109H209V108H207ZM223 107L225 108V105H224ZM256 107H255V108H256ZM156 108H157V107H156ZM158 108H159V107H158ZM158 108H157V109H158ZM181 108H183V107L181 106ZM181 108H180V109H181ZM186 108H188V106H187ZM190 108H192V107H190ZM201 108H202V107L198 108V111L200 110V111H202V113H204V115H202V118H200V120L202 119V122H200V120H199V121L197 120V118H196V116H195L196 113L194 114L195 119H194V118H192V119H194V120H196L197 122L203 124L205 127L207 126L206 129L204 128L205 130H207V129L209 130L208 125H210L211 122H212V125H213V127L211 126V128H212L211 130L214 131L216 128H217L216 131H218V129L220 130V128H218V125H219L218 122H214V121H211V120L209 121V118H208V117H210L211 115H210V114H206V111L210 112L211 110H210V111H209V110H206V111H205V110H201ZM261 108H262V107H261ZM150 109H151V108H150ZM150 109H147V110L149 111ZM160 109H159V110H160ZM173 109H174V108H173ZM183 109H184V108H183ZM193 109H194V108H193ZM193 109H190V111H192V112H189V111H188L192 116H193L192 113H194L193 111L195 110V109H194V110H193ZM217 109H218V108H217ZM263 109H264V108H263ZM186 110H187V109H186ZM186 110H185V109L182 110V111L184 112V113L182 112V113H183L182 115L186 114V113H185ZM255 110H257V108H256ZM255 110H254V112H255ZM155 111H158V110H155ZM177 111H178V110H177ZM195 111H196V110H195ZM198 111H197V112H198ZM200 111H199V112H200ZM203 111H204V112H203ZM250 111H252V110H250ZM263 111H264V110H263ZM149 112H150V111H149ZM188 112H187V113H188ZM254 112H253V115H252V116H254ZM256 112L258 113V111H256ZM256 112H255V113H256ZM152 113H154L153 110H152ZM155 113H157V112H155ZM158 113H161V112L158 111ZM158 113H157V114H158ZM213 113H214V112H213ZM215 113H216V111H215ZM218 113H220V112H218ZM224 113H225V112H224ZM157 114H156V116H157ZM168 114H169V113H168ZM200 114H201V112H200ZM200 114H198L199 117L201 116ZM205 114L208 115V116H207V118H208L207 120H208V121H206V122H208V123L205 122V120H206V119H205V118H206ZM220 114H221V113H220ZM260 114H261V112H260ZM262 114H264V113L262 112ZM198 115H197V116H198ZM214 115H215V114H214ZM214 115H213V116H214ZM224 115H225V114H223L222 116H224ZM243 115H244V114H243ZM158 116H159V115H158ZM167 116H168V115H166V116L164 115V117L168 118ZM203 116H204V119H205V120L203 119ZM220 116H221V115H220ZM220 116H219V117H220ZM250 116H251V114H250ZM250 116H249V117H250ZM255 116H256V115H255ZM257 116H258V115H257ZM257 116H256V117H257ZM137 117H139V116H137ZM137 117H136V120H137ZM164 117H162V118H164ZM169 117L171 118V117H173V116H169ZM185 117H187V116H184V118H185ZM243 117H244V116H243ZM243 117H242V115H241L240 118H237V120L240 119V120H238L239 123H240V121L243 122L242 119H241V118H243ZM256 117H255V118H256ZM263 117H264V116H263ZM181 118H182V117H181ZM187 118H189V116H188ZM210 118H211V117H210ZM214 118H215V117H214ZM214 118H213V119H214ZM225 118H228V119H229L230 117H227V116L225 115ZM250 118H252V117H250ZM250 118H249V119H250ZM260 118H261V117H260ZM141 119H142V117H140V121H141ZM189 119H190V118H189ZM189 119H186V120L188 121ZM192 119L189 120V123H190V121H193ZM211 119H212V118H211ZM228 119H227V120H228ZM230 119H231V118H230ZM244 119H245V118H244ZM244 119H243V120H244ZM252 119H253V118H252ZM263 119H264V118H263ZM169 120H170V119H169ZM169 120H168V121H169ZM178 120H179V119H175V118H174V120H173V124H175V123H176L175 125L179 124V123H177ZM186 120H185V121H186ZM203 120H204V122H205L207 125L204 124ZM227 120H226V121H227ZM142 121H143V120H142ZM163 121H165V120H163ZM166 121H167V120H166ZM179 121H181V120H179ZM185 121H184V122H185ZM187 121H186V122H187ZM217 121H218V120H217ZM224 121H225V120H224ZM224 121L222 120L221 122H224ZM226 121H225V122H226ZM253 121H254V120H253ZM259 121H264V120H261V119H260ZM171 122H172V119H171L170 122H165V123L163 122V124H161V125H160V124H157V126H155V125H156V123H155V125H152V127H154V129H155V127H156V131H162V129H163V130H165V132H168L169 130H171L172 128L175 127V125H173ZM181 122H183V121H181ZM181 122H180V124H179L180 126H181V124H182ZM225 122H224V123H225ZM192 123H193V127H194V128H195V127H198V128H199V127L202 126V125L199 124V123L196 124L195 121H193ZM192 123H190V125H191ZM194 123H195L196 126L194 125ZM209 123H210V124H209ZM213 123H214V124H213ZM215 123H217V126H216ZM7 124H8V123H7ZM186 124H187V123H186ZM220 124H223V123H220ZM243 124H244V122H243ZM253 124H254V123H253ZM253 124L251 123V125H253ZM5 125H6V124H5ZM158 125H159V126H158ZM179 125H177V128H179ZM182 125H183V124H182ZM199 125H201V126H199ZM240 125H241V124H240ZM247 125H248V123H247ZM249 125H250V124H249ZM186 126H187V125H186ZM188 126H189V124H188ZM214 126H215V128H214ZM220 126H221V125H219V127H220ZM223 126H225V124H223ZM0 127H1V126H0ZM2 127H3V126H2ZM2 127H1V128H2ZM152 127H151V128H152ZM182 127H183V129H187L188 132L191 131V130L193 131V129H194V128H190V129H189L190 126H189L188 128H185V125H183ZM182 127H181V128H182ZM191 127H192V125H191ZM245 127H246V126H245ZM248 127H250V126H248ZM254 127H255V126H254ZM6 128H7V127H6ZM181 128H180V129H181ZM198 128H197L196 130L193 131V134H196V136H197V135L199 136V134H200V133H199V134H198V133H194V132H196V131L198 130ZM202 128H203V126H202ZM202 128H200V129L202 130ZM221 128H222V127H221ZM223 128H224V127H223ZM223 128H222L221 130H223ZM255 128H256V127H255ZM180 129H179V130H180ZM200 129H199V131H201ZM204 129H203V130H204ZM246 129H247V127H246ZM249 129H250V128H248V130H249ZM252 129H253V126H252ZM1 130H5V129L3 128V129H1ZM1 130H0V131H1ZM8 130H9V129H7V131H8ZM181 130H182V129H181ZM181 130H180V131H181ZM187 130H186V131H187ZM208 130H207V131H208ZM254 130H255V129H254ZM5 131H6V130H5ZM182 131H185V130H182ZM182 131H181V132H182ZM223 131H224V130H223ZM245 131H246V130H245ZM249 131H250V130H249ZM252 131H253V130H252ZM124 132H126V131H124ZM127 132H129V131H127ZM172 132H173V130H172ZM204 132H205V131H204ZM219 132H221V131H219ZM246 132H247V131H246ZM246 132H245V133H246ZM129 133H130V132H129ZM189 133H190V132H189ZM217 133H218V132H217ZM221 133H222V132H221ZM225 133H226V131H225ZM2 134H3V132H2ZM8 134H9V132H8ZM190 134H191V133H190ZM193 134L190 135V137H191L192 139L195 137V136L192 137ZM219 134H220V133H219ZM3 135H4V134H3ZM3 135L0 134V138H1V136H3ZM173 135H174V134H173ZM180 135H181V134H180ZM182 135H183V134H182ZM222 135H223V134H222ZM4 136H5V135H4ZM4 136H3V137H4ZM141 136H142V135H141ZM141 136H140V137H137V138H135V137L133 136V137L135 138V140H137V143H136L135 140H133V139H134L133 137H128L129 139H128L127 141H126L127 138H126V139L124 138L125 141H126V143L123 142V141H124L123 139H122L123 141L121 140V141H122V142H121L120 139L117 140V138H116V140H117L116 142L119 143V144H120V143H123V145H127L126 147H128V146L131 147L130 144H133L132 146L134 147L135 145L137 146L138 143L141 141V139H140ZM143 136H144V135H143ZM169 136H170V135H168L167 138H168ZM185 136H187V139H188V140L191 139L190 137H188L189 135H185ZM220 136H221V135H220ZM5 137H6V136H5ZM144 137H146V136H144ZM170 137H171V136H170ZM174 137H175V136H174ZM183 137H184V135L182 136V138H183ZM200 137H201V136H200ZM203 137H204V136H203ZM203 137H202V138H203ZM171 138H172V137H171ZM209 138H210V137H209ZM217 138H218V137H217ZM244 138H245V137H244ZM244 138H243V139L241 138V140H244ZM261 138H262V137H261ZM131 139L133 140L132 142H134L135 144H134V143H130V144H129V142H130ZM139 139H140V140H139ZM172 139H173V138H172ZM183 139L185 140L186 138H183ZM187 139H186V140H187ZM204 139H205V138H204ZM212 139H213V138H212ZM220 139H222V138H220ZM226 139H227V138H226ZM138 140H139V141H138ZM143 140H144V142H142ZM143 140L141 141L142 143L140 142V144H141L142 146H143V143L147 144V142H148V141H146V138H145V139L143 138ZM159 140H160V139H159ZM163 140H164V138H163ZM169 140H170V139H169ZM173 140H175V139H173ZM173 140H171V141H173ZM188 140H187V141H188ZM198 140H200V139H198ZM202 140H203V139H202ZM205 140H206V139H205ZM223 140H225V138L222 139L221 141L223 142ZM227 140H228V139H227ZM229 140H230V138H229ZM241 140H240L241 143H239V144H242V141H241ZM107 141H109V140H107ZM111 141H112L113 143H116V142H114L115 139H114V140H111ZM111 141H110V142H111ZM128 141H129V142H128ZM145 141H146V142H145ZM157 141H158V140H156V142L153 141V143L155 144V143H157ZM164 141L166 142V138H165ZM164 141L161 140L162 143H160V141H159V143L162 145ZM182 141H183V140H182ZM200 141H201V140H200ZM211 141H212V140H211ZM215 141H216V140H215ZM217 141H218V139H217ZM221 141H219V142L221 143ZM4 142H6V140H4ZM112 142L110 143V144H111V148L113 147V146H112V145H113ZM176 142H177V141H176ZM190 142H192V141H190ZM203 142L205 143V141H203ZM225 142H226V141H225ZM243 142H244V141H243ZM245 142H246V140H245ZM262 142H263V139H262ZM2 143H3V141H2ZM117 143H116V146H117ZM127 143H128V144H127ZM166 143H167V142H166ZM172 143H173V145H172ZM172 143H171V142H168V144H171L170 146L167 145V144H166L165 146H164V145L161 146L162 148H163V147H166V146H169V147H168L169 149L171 148V146H172V148L174 147L175 150H172V148L170 149V150H171V155H170V153H169V152H170L169 149H164V148H163L162 152H163L164 150H166V151H164L163 153L161 152V153H162L161 156H163V154L166 153L167 150H168V153H169V159L171 158V160H173L172 157L174 156V158H175V154L177 153L176 155H179V156H176V157H177V159L179 160L178 157L183 156V155H182V154H183L182 151H184L183 149L186 150V151H184V153H185V152H187V149H188V148L186 147V148H187V149H186V148H184V147H185V146H184V147L181 149V151H178L179 148H176V147L178 146V145H177L178 143L176 144L177 146H174V145H175L174 142H172ZM180 143H183V142H181V141L179 142V147H182L183 145H182V144L180 145ZM192 143H193V142H192ZM200 143H201V142H200ZM212 143H213V141H212ZM214 143H215V142H214ZM227 143H228V141H227ZM107 144H109V143H105L106 146H107ZM140 144H139V145H140ZM150 144H152V142L150 143V141H149V146H148V145L143 146V149L141 148L140 150L142 151V150H144V147H147V146H148V147H149V150H147V151H149V152L152 154V152L150 151V149H151V146H152V148H153V144H152L151 146H150ZM201 144H202V143H201ZM216 144H218V142H216ZM237 144H238V143H237ZM243 144H244V143H243ZM262 144H264V143H262ZM0 145H2V144H0ZM101 145H102V144H100V149H101ZM114 145H115V144H114ZM121 145H122V144H120L118 147L121 148V147H122ZM157 145H158V144H157ZM203 145H204V144H203ZM222 145H223V144H222ZM116 146H115V147H116ZM136 146H135V147H136ZM154 146H155V145H154ZM187 146H190V145H187ZM215 146L217 147V145H215ZM227 146H228V145H227ZM229 146H230V145H229ZM263 146H264V145H263ZM108 147H109V146H107V148H108ZM118 147H116V148L113 147V148H114L115 150L118 151V149H117ZM129 147H128V149H127V148H124V146H123L122 148H124V149H122V151H121V149H119V150H120L119 153H122V154L119 155V153L116 152L117 155H116V154H115V155H116L117 157L121 156L120 158H123V155L125 156V153H124V152H126L125 149H127V150L129 151V149H130ZM133 147H132V148H133ZM135 147H134V148H135ZM137 147H138V146H137ZM137 147H136V148H137ZM140 147H141V146H140ZM156 147H158V146H156ZM161 147L159 146V148H161ZM132 148H131V150H130V151H131V155H129V156H132V154L134 155V153H135V154L138 153V151H137L136 149H135V150L133 149V151H132ZM159 148H158V149H159ZM103 149H104V148H103ZM109 149H110V148H109ZM138 149H139V148H138ZM189 149H190V147H189ZM192 149H193V148H192ZM192 149H191V150H192ZM211 149H212V148H211ZM107 150H108V149H107ZM107 150H106V152H107ZM115 150H114V151H115ZM225 150H226V149H225ZM99 151H100V150H99ZM101 151L104 152L103 150H101ZM101 151H100V153H101ZM128 151L126 152V155H127V153H128V154L130 153V151H129V152H128ZM134 151H135V152H134ZM136 151H137V152H136ZM152 151H153V149H152ZM158 151H159V150H158ZM158 151H157V153H158ZM172 151L175 152V153L173 154ZM213 151H214V150H213ZM132 152H134V153H132ZM139 152H140V151H139ZM188 152H190V151L188 150ZM194 152H195V151H194ZM83 153H84V152H83ZM83 153H82V155H83ZM85 153H86V152H85ZM150 153H149V155H151ZM155 153H156V151H155ZM155 153H154V154H155ZM63 154H64V153H63ZM97 154H99V153L97 152ZM101 154L103 155V157H101V159H100V158H99V159H96V161L98 160V161H97V164H98V162H99V163H102V164L105 165L104 162H106V161H105L104 159L106 158V156H104V155H106V154H104V153H101ZM138 154H139V155H140V154L142 155V152H141V153H138ZM145 154H146V153H145ZM166 154H167V153H166ZM166 154H164V155H166ZM172 154H173V155H172ZM188 154H189V153H188ZM188 154H187V155H188ZM210 154H211V153H210ZM65 155H66V154H65ZM82 155L80 156V158H81V157L83 158ZM99 155H100V154H99ZM113 155H114V154H113ZM159 155H160V151H159ZM190 155H191V154H189V156H190ZM211 155H212V154H211ZM85 156H86V154H85ZM96 156H97V155H96ZM129 156L127 155V157H129ZM137 156H138V155H137ZM154 156H156V155H154ZM161 156H159V157H161ZM171 156H172V157H171ZM203 156H204V155H203ZM203 156H202V157H203ZM205 156H206V155H205ZM205 156H204V157H205ZM209 156H210V155H209ZM98 157H99V156H98ZM98 157H96V158H98ZM111 157H112V156H111ZM140 157H143V156H139V158H140ZM150 157H151V156H150ZM164 157H165V156H164ZM164 157H163V158H164ZM210 157H211V156H210ZM82 158H81V160H82ZM115 158H116V157H115ZM129 158H130V157H129ZM137 158H138V157H137ZM153 158H154V157H153ZM155 158H157V157H155ZM163 158H162V159H163ZM83 159H86V157H84ZM116 159H117V158H116ZM123 159H124V158H123ZM127 159H128V158H127ZM131 159H132V158H131ZM131 159H130V160H131ZM140 159H142V158H140ZM140 159H139V160H140ZM143 159H144V158H143ZM148 159H149V158H148ZM148 159H147V161H148ZM159 159H161V158H159ZM164 159H166V158H164ZM164 159H163V160H164ZM177 159H175V161H177ZM180 159H181V158H180ZM215 159H216V158H215ZM67 160H68V159H67ZM81 160L79 159L80 163H81ZM100 160H101V161H100ZM103 160H104V162H102ZM107 160H108V159H107ZM111 160H112V159H111ZM113 160L115 161V159H113ZM118 160H119V159H118ZM118 160H117V161H118ZM120 160H121V159H120ZM135 160H136V158H135ZM145 160H146V158H145ZM167 160H168V159H167ZM83 161H85V160H83ZM121 161H123V160H121ZM121 161H120L119 167H121V166H120V165H121ZM151 161H152V160H151ZM151 161H150V162H151ZM158 161H159V160H158ZM158 161H157V159H156L155 162L157 163ZM161 161H162V160H161ZM173 161H174V160H173ZM173 161H171V162H173ZM180 161H181V160H180ZM180 161H178V162L181 163ZM213 161H214L215 163L217 162V160H216V161L213 160ZM213 161H212V162H213ZM67 162H68V161H67ZM118 162H119V161H118ZM126 162H128V161H126ZM126 162H125V163H126ZM131 162H132V161H131ZM138 162H139V161H137V163H138ZM148 162H149V161H148ZM148 162H146V163H148ZM150 162H149V163H150ZM169 162H170V161H169ZM171 162H170V163H171ZM107 163H108V162H107ZM111 163H112V162H111ZM116 163H117V162H116ZM116 163H115V164H116ZM134 163H135V162H134ZM149 163H148V164H149ZM151 163H152V162H151ZM151 163H150V165H152L151 167H153L154 163H153V164H151ZM170 163H169V164H170ZM174 163H176V162H174ZM185 163H186V162H185ZM63 164H64V162H63ZM123 164H124V163H122V165H123ZM157 164H158V163H157ZM157 164H155V167H156L157 170H158V168H161V167H160L161 165L157 167ZM159 164H160V163H159ZM159 164H158V165H159ZM164 164H165V163H164ZM209 164H210V163H209ZM167 165H168V163H167ZM177 165H179V164H177ZM180 165H181V164H180ZM185 165H186V164H185ZM213 165H214V164H213ZM102 166H103V165H102ZM116 166H118V165H116ZM125 166H126V165H125ZM164 166H165V165H164ZM164 166H162V167L164 168ZM175 166H176V165H175ZM183 166H184V165H183ZM210 166H211V165H210ZM216 166H217V165H216ZM135 167H136V166H135ZM148 167H149V169H150V166H149V165H148ZM167 167H168V166H167ZM176 167H178V166H176ZM107 168H108V167H107ZM111 168H112V170H113V167H111ZM123 168H124V167H123ZM129 168H131V167H129ZM153 168H154V167H153ZM156 168H155V169H156ZM178 168H179V167H178ZM182 168H183V167H182ZM84 169H85V168H84ZM86 169H87V168H86ZM114 169H115V168H114ZM116 169H117V168H116ZM136 169H137V168H136ZM138 169H139V168H138ZM155 169H154V171H155V173H157L158 171L155 170ZM208 169H209V168H208ZM210 169H211V168H210ZM210 169H209V171H210ZM117 170L119 171L120 169H117ZM123 170H124V169H123ZM129 170H130V169H129ZM142 170H144V169H142ZM160 170H162V169H159V171H160ZM170 170H171V169H170ZM213 170H214V169H213ZM216 170H217V169H216ZM261 170H262V169H260L259 171H261ZM120 171H122V170H120ZM130 171H131V170H130ZM144 171H145V170H144ZM152 171H153V170H152ZM152 171H151V172L149 171L148 174H147V171H146V173H144V175L147 174L148 177H149V176L151 175V174H149V173H153ZM163 171H164V169H163ZM163 171H160V172L163 173ZM168 171H169V170H168ZM214 171H215V170H214ZM55 172H56V171H55ZM105 172H106V171H105ZM135 172H137V171L135 170ZM178 172H180V170H179ZM215 172H216V171H215ZM263 172H264V171H263ZM129 173H130V172H129ZM180 173H181V172H180ZM259 173H260V172H259ZM136 174H137V173H133V177H134V175H136ZM163 174H164V173H163ZM167 174H168V173H167ZM175 174H176V173H175ZM182 174H183V173H182ZM260 174H261V173H260ZM260 174L257 175V176H260V177H257V178H259V179L261 178V175H260ZM263 174H264V173H263ZM123 175H124V174H123ZM138 175H139V174H138ZM142 175H143V173H142ZM142 175L140 174V176H142ZM156 175H157V174H156ZM165 175H166V174H165ZM86 176H87V175H86ZM160 176H161V179H163V180H164V178L166 177V176L164 177L163 175H160ZM160 176H159V177H160ZM162 176H163V177H162ZM243 176H244V175H243ZM125 177H126V176H125ZM131 177H132V176H131ZM138 177H139V176H138ZM142 177H144V176H142ZM148 177H147V178H148ZM152 177H153V176H150L149 178L151 179ZM154 177H155V175H154ZM172 177H173V176H172ZM175 177H177V176H175ZM183 177H184V176H183ZM128 178H129V177H128ZM135 178H136V177H135ZM139 178H140V177H139ZM139 178L137 179V181L140 180ZM145 178H146V176H145ZM145 178H144V179H145ZM147 178H146L145 180L149 181L150 179H147ZM156 178H157V177H156ZM178 178H180V176H179ZM184 178H185V177H184ZM124 179H126V178H124ZM170 179H171V177H170ZM170 179L168 178L167 180L169 181ZM173 179H174V178H173ZM173 179H171V181H170L169 183L173 182L172 184H174V181H172ZM175 179H176V178H175ZM175 179H174V180H175ZM122 180H123V179H122ZM151 180H152V179H151ZM157 180H159V179H157ZM181 180H183V179H181ZM262 180H263V179H262ZM124 181H126V180H124ZM135 181H136V179H135ZM140 181H143V180H140ZM155 181H156V180H155ZM176 181H177V180H176ZM258 181H259V180H257V183H258ZM260 181H261V179H260ZM121 182H122V181H121ZM126 182H127V181H126ZM126 182H124V183H126ZM128 182H129V181H128ZM160 182L163 183V181H159V183H160ZM166 182H167V181H165L164 183H166ZM247 182H248V184H249V180H248ZM250 182H252V181H250ZM254 182H256V181H254ZM254 182H252L253 187L255 186V185H254ZM84 183H85V182H84ZM140 183H142V182H140ZM143 183H144V181H143ZM157 183H158V182H157ZM159 183H158V184H159ZM257 183H256V184H257ZM110 184L112 185V183H109V186H111ZM122 184H123V183H122ZM146 184H147V183H146ZM166 184H167V183H166ZM149 185H150V184H149ZM149 185H148V186H149ZM160 185H161V184H159V186H160ZM162 185H163V184H162ZM170 185H171V184H169V186H170ZM263 185H264V182H263ZM109 186H108V187H109ZM129 186H130V185H129ZM143 186H144V185H143ZM167 186H168V184H167ZM167 186H165V187L167 188ZM171 186H172V185H171ZM249 186H250V184H249ZM249 186H247V188H248ZM261 186H262V185H261ZM108 187H107V188H108ZM115 187H116V186H115ZM135 187H136V186H135ZM137 187H138V186H137ZM149 187H150V186H149ZM119 188H121V187H119ZM123 188H124V187H123ZM128 188H129V187H128ZM128 188H127V193H126V194L124 193L125 196L127 195V197L129 198V197L132 195L131 197L134 196V198H136V197L138 196V195L136 196V194L138 193V191L135 192V191H136V188H135V191L132 190V187H131L130 189H128ZM133 188H134V186H133ZM139 188H140V187H139ZM162 188H164V185H163ZM255 188H256V186H255ZM82 189H83V188H82ZM151 189H152V187H151ZM106 190H107V189H106ZM108 190H109V192H110V188H108ZM123 190L126 191L125 189H123ZM138 190L140 191V189H138ZM146 190H147V189H146ZM148 190H149V189H148ZM165 190L168 191L169 188H168V190H167V189H165ZM119 191H120V190H119ZM149 191H150V190H149ZM109 192L107 191V196H108V193H109ZM143 192H145V191H143ZM143 192H142V193H143ZM147 192H148V191H147ZM52 193H53V192L51 191L50 186L47 185V186H46V189H45V194H46L45 196L47 197L48 195H52ZM122 193H123V192H122ZM150 193H152V194L154 195L153 191L150 192ZM103 194H104V193H103ZM138 194H139V193H138ZM128 195H129V196H128ZM140 195H141V193H140ZM153 195H151V196H153ZM54 196H55V195H54ZM100 196H101V195H100ZM113 196H114V195H113ZM135 196H136V197H135ZM33 197H34V196H33ZM49 197H50V196H49ZM52 197H53V196H52ZM109 197H111V196H109ZM146 197H147V196H146ZM41 198H42V197H41ZM43 198H45V197H43ZM54 198H55V197H54ZM104 198H106V197H104V195H103L102 200H103ZM140 198H141V197H140ZM148 198H149V197H148ZM150 198H151V197H150ZM27 199H28V198H27ZM108 199H111V198H108ZM136 199H137V198H136ZM105 200H107V199H105ZM105 200H104V201H105ZM149 200H150V199H149ZM169 200H170V199H169ZM175 200H176V199H175ZM262 200H263V199H262ZM145 202H146V201H145ZM150 202H153V201L150 200ZM163 202H164V201H163ZM28 203H29V202H28ZM133 203H135V202H133ZM147 203H148V202H147ZM171 203H172V201H171ZM262 203H263V202H262ZM52 204H53V203H52ZM111 204H112V202H111ZM114 204H115V203H114ZM125 204H126V203H125ZM131 204H132V203H131ZM136 204H138V203H135L134 206H135ZM139 204H140V203H139ZM139 204H138V206H139ZM141 204H142V203H141ZM148 204H149V203H148ZM148 204L146 205V203H145V204H142V205H140V206H141V207H142V206L144 207V206L146 205V207L149 208V207H150V206H149L150 204H149V205H148ZM30 205H31V206H30ZM35 205H36L35 203L32 204V202H31V204H29V206H27V207L25 208L24 212H28L29 210L32 209V211L35 210V211H36L35 213H36V214H39L41 217H42L43 215L46 216V212H44L43 210H40V209L37 208ZM115 205H116V204H115ZM167 205H168V204H167ZM169 205H170V204H169ZM33 206H34V208H33ZM128 206H129V204H128ZM134 206L131 205L130 208H129L130 210L127 211V212H129V213H128L129 216H127L128 214H127V215L124 214V215L127 216V218H131V217H133L131 220L134 219L133 222L135 223V221H136V217L138 216V217H137V220H138V218H140L138 213H141V214H142L143 211L140 212V211H139V207H137V205H136V208H135ZM151 206H152V205H151ZM171 206H172V205H171ZM174 206H175V204H174ZM104 207H105V206H104ZM112 207L115 208L114 205H113ZM132 207H134V208H132ZM164 207H165V206H164ZM176 207H177V206H176ZM106 208H108V207H106ZM106 208H105V209H106ZM122 208H123V207H122ZM127 208H128V207H127ZM131 208L134 209V210L132 211ZM150 208H151V207H150ZM169 208H170V207H169ZM174 208H175V207H174ZM143 209H145V207H144ZM39 210H40V211H39ZM108 210H109V209H108ZM110 210H112V208H111ZM140 210H141V208H140ZM145 210H146V209H145ZM166 210H167V209H166ZM169 210H170V209H169ZM171 210H172V209H171ZM7 211H8V208H6V209L4 210V214H5V212H6V214H7ZM105 211H106V210H105ZM112 211H113V210H112ZM123 211H124V210H123ZM130 211H132V212L135 213V214H133V213L131 214ZM147 211L149 212L150 210H147ZM151 211H152V210H151ZM160 211H161V210H160ZM137 212H138V213H137ZM163 212H164V211H163ZM163 212H162V213H163ZM167 212H168V210H167ZM167 212H166V213H167ZM172 212H173V211H172ZM172 212H171V213H172ZM110 213H111V212H110ZM162 213H161V214H162ZM168 213H169V212H168ZM4 214H3V215H4ZM118 214H119V213H118ZM107 215H108V214H107ZM111 215H112V214H111ZM114 215H115V214H114ZM116 215H117V214H116ZM116 215H115V216H116ZM120 215H121V214H120ZM122 215H123V214H122ZM122 215H121V216H122ZM124 215H123V216H124ZM144 215H145V216H144ZM146 215H147V214H143V217H146ZM148 215H149V214H148ZM168 215H169V214H168ZM170 215H171V214H170ZM44 216H43V217H44ZM115 216H114V217H115ZM123 216H122V217H123ZM130 216H131V217H130ZM150 216H151V215H150ZM150 216H149V217H150ZM161 216H162V215H161ZM164 216H165V214H164ZM116 217H117V216H116ZM167 217H168V216H167ZM169 217H170V216H169ZM227 217H228V216H227ZM227 217H226V218H227ZM118 218H119V216H118ZM124 218H125V217H124ZM161 218H163V217H161ZM113 219H114V218H113ZM149 219H150V218H149ZM165 219H166V218H165ZM208 219H209V218H208ZM211 219H212V218H211ZM211 219H210V220H211ZM11 220H12V219H11ZM14 220H15V219H14ZM37 220H43V219H40V218L38 217ZM115 220H116V219H115ZM131 220H130V222L133 224V226L131 225L132 227L129 226V228H128V226H127L128 224H126L127 228H125V230L122 228V229L124 230V232H125V233L123 232L124 234L122 233L124 236L122 235L121 237H119V236L117 235L115 238L112 239L111 242L114 243V245H115V244H119V243H121V242H123V244H124V241H122V240H125L126 243H127V242H128V243H129V242L132 243V241H133V243H134L135 241H134V240L131 241V238L133 239V237H136V236H138V235L140 236L139 233H141L142 226H141V225H134V223H133ZM162 220H164V219H162ZM169 220H170V218H169ZM210 220H209V221H210ZM165 221H166V223H164ZM165 221H163L162 223H164V225L167 227V226L169 225V224H168L169 221L167 222V219H166ZM205 221H206L205 223H208V222H209V221L206 220V219H205ZM225 221H226V220H225ZM10 222H11L10 220H6L5 217H4V218L2 217V220H1V222H0V232H1L2 236H3V242L0 244V250H1V248L3 247L4 243L6 242V245L14 244V248H15V250L18 251V249H20V248L17 247L18 243H16V242H12L11 240H10V241H7V240H6L7 237H10L12 234H14V233H16V232H18V231H20V230L27 229V228H29V227H36V228H37V223H38V222L35 221V222L31 223V221H30V222H28V224L25 225V226H24V225H20V226H22V227H19V228H16V227L14 228ZM15 222H16V221H15ZM44 222H45V221H44ZM125 222L127 223L126 218H125ZM262 222H263V221H262ZM29 223H30V224H29ZM128 223H129V220H128ZM253 223H254V222H253ZM257 223H258V222H257ZM257 223H256V224H257ZM15 224H16V223H15ZM51 224H52V220H51V221H48L46 226H49V225H51ZM225 224H227V223H225ZM225 224H224V225H225ZM260 224H261V223H260ZM262 225H263V224H262ZM262 225H261V226H262ZM123 226H124V225H123ZM140 226H141V227H140ZM169 226H170V225H169ZM169 226H168V228L172 227L171 230H170V232H171V231H174L175 234L177 233L176 236H178V234H182V233H183V228H184L183 225H179V224H178V225H174V226L171 225L170 227H169ZM226 226H227V225H226ZM261 226L259 225L258 228L261 227ZM205 227H206V226H205ZM146 228H147V227H146ZM146 228H145V229H146ZM226 228H227V227H226ZM226 228H224V226L221 227V234L226 233V232H225ZM202 229H203V228H202ZM227 229H228V228H227ZM263 229H264V228H263ZM203 230H205V228H204ZM168 231H169V230H168ZM207 231H208V230H207ZM207 231H206V232H207ZM245 231H247V230H245ZM170 232H167V233H168V236H169ZM204 232H205V231H204ZM256 232H257V231H256ZM142 233H143V232H142ZM171 233H173V232H171ZM262 233H263V232H262ZM251 234L253 235L254 233H251ZM23 235H24V234H23ZM23 235L19 236L18 238H20V239L24 238ZM26 235H27V234H26ZM53 235H54V234H52V236H53ZM78 235H79V234H78ZM120 235H121V234H120ZM142 235H143V234H142ZM147 235H148V233H147ZM149 235H150V234H149ZM151 235H152V234H151ZM151 235H150V236H151ZM228 235H229V233H228ZM248 235H250V234H248ZM252 235H251V237H252ZM259 235H260V234H259ZM263 235H264V234H263ZM263 235H261V236H259V237L261 238ZM139 236H138V237H139ZM170 236H171V235H170ZM224 236H225V234H224ZM254 236H255V238H251L250 236H248V237L242 239V240L245 242V243H244V247L241 246L242 248H244V251H242V252H243V255L240 254V253H238V251H237V255H238L241 259H242V257H245L246 260H248L249 263H251V264H262V263H264V262H263V256H264V242H263V245H262V244L259 242V238H258V237L256 238V233H255ZM55 237H56V236H55ZM57 237H58V236H57ZM230 237H231V236L229 235V237H227L228 239H227V238H226V239H227V240H231L232 238L230 239ZM16 238H17V237H16ZM27 238H29V237H27ZM58 238H60V237H58ZM76 238H77V237H76ZM136 238H137V237H136ZM143 238H144V237H143ZM167 238H168V237H167ZM173 238H175V237H173ZM173 238H172V240H173ZM193 238H194V237H192V240H193ZM219 238H220L219 243H220L221 246H222V240H224V239L221 238V237H219ZM239 238H240V237H239ZM241 238H242V237H241ZM241 238H240V240H241ZM14 239H15V238H14ZM60 239H61V238H60ZM134 239H135V238H134ZM169 239L171 240L170 237H169ZM202 239H203V237H202ZM263 239H264V238H263ZM8 240H9V239H8ZM53 240H54V239H53ZM53 240H52V238H51V242H52V244L54 245L53 242H54V241H57V240H54V241H53ZM63 240H64V239H63ZM63 240H62V242L59 240L61 243L58 241L60 244L58 243L57 246L60 247L61 244L63 243ZM172 240H171V241H172ZM194 240H195V239H194ZM196 240H199V242H200L201 239H200V238L197 239V237H196ZM15 241H16V240H15ZM21 241H22V240H21ZM136 241H137V240H136ZM260 241H262V239H261ZM18 242H19V241H18ZM23 242H24V240H23ZM23 242H22V243H23ZM47 242H49V241H47ZM240 242H241V241H240ZM240 242L236 241V244H239ZM19 243H20V242H19ZM43 243H44V242H43ZM131 243H130V245L132 246L133 244H131ZM135 244H136V243H135ZM192 244L194 245V243H192ZM195 244H196V243H195ZM33 245H34V244H33ZM35 245H36V244H35ZM35 245H34V246H35ZM44 245H45V247L47 246L46 244H44ZM49 245H50V244H49ZM67 245H68V244H67ZM54 246H55V245H54ZM57 246H56V248L59 249V247H57ZM62 246H64V245H62ZM119 246L121 247V244H120ZM125 246H126V244H125ZM125 246L123 245L122 249H123ZM128 246H129V245H127L126 247H128ZM135 246H138V245H135ZM196 246H197V245H196ZM238 246L240 247V245H238ZM21 247H22V246H21ZM30 247H31V249L33 248L32 245H31ZM48 247H49V246H48ZM66 247H67V246H66ZM133 247H134V245L132 246V249H133ZM236 247H237V246H236ZM6 248H7V247H6ZM9 248H10V247H9ZM35 248H37V247H35ZM43 248H44V247H43ZM52 248H53V247H52ZM52 248H51V249H52ZM56 248H54L53 250L56 251ZM64 248H65V247H64ZM115 248H116V247H115ZM117 248H119V247H117ZM128 248H129V247H128ZM128 248H127V250H128ZM201 248H202V247H201ZM232 248H233V247H232ZM21 249H22V253H21L20 256H22V255H24V254L29 255L28 252H27V250H26V253L23 254V252H25V250L23 251V248H21ZM40 249H41V248H40ZM46 249H47V248H46ZM48 249H49V248H48ZM125 249H126V248L123 249L124 251H123L122 253H125V251H126ZM137 249H138V248H137ZM220 249H221V248H220ZM226 249H227V248H226ZM238 249H240V248H238ZM62 250H63V247H62ZM119 250H120V249H119ZM28 251H29V250H28ZM43 251H45V250H43ZM43 251L40 252V253H41V257H42V254H43V253L48 252V250L45 251V252H43ZM60 251H61V250H60ZM63 251H64V250H63ZM117 251H118V249H117ZM120 251H121V250H120ZM199 251H200V250H199ZM20 252H21V251H20ZM31 252H33V251L31 250ZM34 252H35V251H34ZM42 252H43V253H42ZM51 252H52V250H51ZM57 252H58V250H57ZM61 252H62V251H61ZM127 252H128V251H126L125 254H127ZM131 252H132V250L130 249V253H131ZM136 252H138V251H136ZM180 252H182V251H180ZM222 252H225V250H223ZM226 252H227V251H226ZM2 253H3V252H2ZM35 253H37V252H35ZM38 253H39V252H38ZM52 253H54V252H52ZM120 253H121V252H120ZM14 254H15V253H14ZM17 254H18V253H17ZM30 254L33 255L34 253H33V254L30 253ZM128 254H129V252H128ZM133 254H134V253H133ZM177 254H179V253H177ZM27 255H26V256H27ZM31 255H29L27 258L30 259L29 257H30ZM37 255H38V254H37ZM44 255H45V254H44ZM47 255H48V254H47ZM179 255H182V254L180 253ZM179 255H178V256H179ZM202 255H203V254H202ZM219 255H220V254H219ZM241 255H242V257H241ZM18 256H19V255H18ZM26 256H25V257H26ZM33 256H35V255H33ZM39 256H40V254H39ZM49 256H50V254H49ZM126 256H127V255H126ZM128 256H129V255H128ZM135 256H136V255H135ZM135 256H134V257H135ZM178 256H176L177 259H178ZM226 256H227V254H226ZM226 256H225V257H226ZM238 256H237V257H238ZM25 257H24V258H25ZM35 257H36V256H35ZM35 257H33V258H35ZM37 257H38V256H37ZM46 257H47V256H46ZM131 257H133V256H131ZM220 257H221V256H220ZM235 257H236V256H235ZM235 257H234V258H235ZM20 258H22V257H20ZM31 258H32V257H31ZM43 258H44V256L42 257V259H43ZM124 258H125V257H124ZM127 258H128V257H127ZM179 258H180V256H179ZM200 258H201V257H200ZM221 258H223V257H221ZM17 259H19V258H17ZM39 259H40V258H38V260H39ZM46 259H47V258H46ZM49 259H50V257H49ZM177 259H176V260H177ZM180 259H181V260H180ZM180 259H179V261H177L178 264H180L181 261H182V264H184V263H185V264H188V263L185 262V260H182V258H180ZM183 259H184V258H183ZM224 259H225V258H224ZM224 259H223V260H224ZM237 259H238V260H241V259H239V258H237ZM237 259H236V260H237ZM36 260H37V259H36ZM38 260H37V261H38ZM47 260H48V259H47ZM199 260H200V259H199ZM199 260H198V261H199ZM242 260H243V259H242ZM28 261H29V260H28ZM28 261H26V262H28ZM30 261H32V260L30 259ZM37 261H36V262H37ZM44 261H45V260H44ZM183 261H184V263H183ZM24 262H25V261H24ZM24 262L22 261V264H23ZM34 262H35V261H34ZM41 262H43V261H41ZM41 262H40V263H41ZM57 262H58V261H57ZM19 263H20V262H19ZM29 263H30V264H33V263H31V262H29ZM238 263H239V262H238ZM41 264H42V263H41ZM56 264H57V263H56ZM58 264H59V262H58ZM60 264H61V263H60ZM63 264H64V263H63Z\"/></svg>",
    "mask_w": 264,
    "mask_h": 264
},
{
    "label": "water",
    "instance_id": "95a60500",
    "mask_svg": "<svg viewBox=\"0 0 264 264\" xmlns=\"http://www.w3.org/2000/svg\"><path fill=\"white\" fill-rule=\"evenodd\" d=\"M212 253L211 251L205 250L200 260L196 264H211Z\"/></svg>",
    "mask_w": 264,
    "mask_h": 264
},
{
    "label": "crops",
    "instance_id": "0c3cea01",
    "mask_svg": "<svg viewBox=\"0 0 264 264\" xmlns=\"http://www.w3.org/2000/svg\"><path fill=\"white\" fill-rule=\"evenodd\" d=\"M17 206L19 209H21V202H19V204Z\"/></svg>",
    "mask_w": 264,
    "mask_h": 264
}]
</instances>
